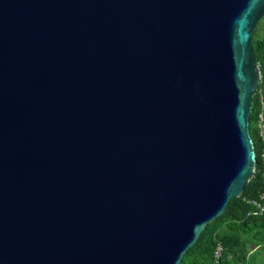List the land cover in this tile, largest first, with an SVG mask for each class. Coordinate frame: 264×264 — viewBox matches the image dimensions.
Instances as JSON below:
<instances>
[{"label":"water","instance_id":"95a60500","mask_svg":"<svg viewBox=\"0 0 264 264\" xmlns=\"http://www.w3.org/2000/svg\"><path fill=\"white\" fill-rule=\"evenodd\" d=\"M264 0H0V264H181L255 170Z\"/></svg>","mask_w":264,"mask_h":264},{"label":"trees","instance_id":"16d2710c","mask_svg":"<svg viewBox=\"0 0 264 264\" xmlns=\"http://www.w3.org/2000/svg\"><path fill=\"white\" fill-rule=\"evenodd\" d=\"M252 50L259 67L260 82L253 96L249 132L256 155L255 170L242 194L229 200L226 210L213 220L196 242L184 253L181 264H264V212L252 214L246 200L258 199L264 190V165L260 154L262 141L257 127L259 112L264 113V16L252 36ZM220 243L221 256L214 261L213 251Z\"/></svg>","mask_w":264,"mask_h":264},{"label":"built area","instance_id":"2783aa9c","mask_svg":"<svg viewBox=\"0 0 264 264\" xmlns=\"http://www.w3.org/2000/svg\"><path fill=\"white\" fill-rule=\"evenodd\" d=\"M261 104H262V107H264V101H262ZM257 127H258L259 135L261 137V141L263 144L260 158L264 165V113L262 111L259 112L258 114ZM246 202L250 203L254 207V210L251 211L252 214H260L264 212V190L260 193L258 199H249V200H246ZM222 250H223L222 245L218 243L215 246L214 251H213V258L215 262L219 260Z\"/></svg>","mask_w":264,"mask_h":264}]
</instances>
